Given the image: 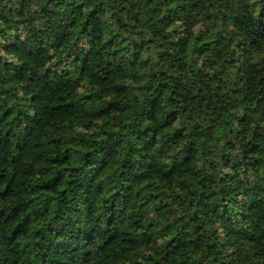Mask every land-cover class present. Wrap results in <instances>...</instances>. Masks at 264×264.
<instances>
[{"label": "trees", "instance_id": "1", "mask_svg": "<svg viewBox=\"0 0 264 264\" xmlns=\"http://www.w3.org/2000/svg\"><path fill=\"white\" fill-rule=\"evenodd\" d=\"M0 264H264V0H0Z\"/></svg>", "mask_w": 264, "mask_h": 264}]
</instances>
